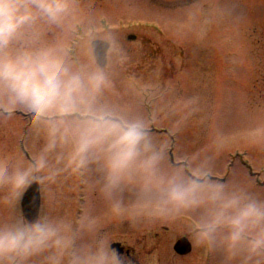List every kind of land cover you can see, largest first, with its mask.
<instances>
[{
  "label": "rangeland",
  "instance_id": "rangeland-1",
  "mask_svg": "<svg viewBox=\"0 0 264 264\" xmlns=\"http://www.w3.org/2000/svg\"><path fill=\"white\" fill-rule=\"evenodd\" d=\"M71 3L63 24L26 39L76 64L95 62L92 39L109 40L105 67L111 84L98 96L97 105L117 116L148 121L165 153V166L203 165L213 176L247 183L264 195V0ZM195 4L217 15L202 39L182 29L184 10ZM129 33L136 38L128 39ZM193 97L195 105L189 103ZM44 143L40 130L19 115L0 118V161L30 159ZM99 176L90 165L82 172L68 169L53 180H38L40 214L95 220L97 229L111 234L113 242L134 248L138 264H222L218 253L196 243L187 216L141 213L134 220L131 209L117 212L99 190ZM23 192L15 208L0 204V216L22 213ZM118 199L128 209L137 203V193L130 187ZM181 235L192 242L187 254L173 249Z\"/></svg>",
  "mask_w": 264,
  "mask_h": 264
},
{
  "label": "clouds",
  "instance_id": "clouds-1",
  "mask_svg": "<svg viewBox=\"0 0 264 264\" xmlns=\"http://www.w3.org/2000/svg\"><path fill=\"white\" fill-rule=\"evenodd\" d=\"M71 11V0H0V118L19 115L45 140L30 159L0 161V204L15 208L33 182L95 165L99 190L117 212L131 209L134 220L141 213L187 216L196 243L218 253L222 264H264V195L247 183L213 176L203 165L165 166L148 121L97 105L111 84L105 66L76 64L26 39L60 26ZM183 17L184 34L196 39L217 19L202 4L186 8ZM130 187L137 203L125 209L118 195ZM0 264L138 261L114 247L113 236L93 219L12 212L0 216Z\"/></svg>",
  "mask_w": 264,
  "mask_h": 264
},
{
  "label": "water",
  "instance_id": "water-1",
  "mask_svg": "<svg viewBox=\"0 0 264 264\" xmlns=\"http://www.w3.org/2000/svg\"><path fill=\"white\" fill-rule=\"evenodd\" d=\"M135 34H128L129 39H134ZM110 42L96 38L91 41V48L96 62L105 66L107 63V51ZM21 209L24 216L28 218H35L40 211V187L38 181L33 182L27 186L25 192L21 197ZM113 246L121 251V243L113 242ZM191 243L186 236H181L177 239L174 248L180 253H187L191 250Z\"/></svg>",
  "mask_w": 264,
  "mask_h": 264
},
{
  "label": "flooded vegetation",
  "instance_id": "flooded-vegetation-1",
  "mask_svg": "<svg viewBox=\"0 0 264 264\" xmlns=\"http://www.w3.org/2000/svg\"><path fill=\"white\" fill-rule=\"evenodd\" d=\"M121 252H126L136 259L134 248H132L131 246H123Z\"/></svg>",
  "mask_w": 264,
  "mask_h": 264
}]
</instances>
